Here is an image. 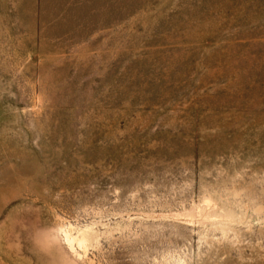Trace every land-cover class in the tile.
<instances>
[{
  "label": "rangeland",
  "instance_id": "obj_1",
  "mask_svg": "<svg viewBox=\"0 0 264 264\" xmlns=\"http://www.w3.org/2000/svg\"><path fill=\"white\" fill-rule=\"evenodd\" d=\"M0 264H264V0H0Z\"/></svg>",
  "mask_w": 264,
  "mask_h": 264
}]
</instances>
